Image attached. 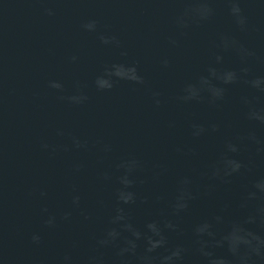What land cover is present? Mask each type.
Returning <instances> with one entry per match:
<instances>
[{
	"label": "water",
	"instance_id": "95a60500",
	"mask_svg": "<svg viewBox=\"0 0 264 264\" xmlns=\"http://www.w3.org/2000/svg\"><path fill=\"white\" fill-rule=\"evenodd\" d=\"M206 2L201 18L186 14L193 0H0V264H122L126 222L142 233L127 264H140L150 222L167 241L150 255L181 246L176 264H207L197 241L248 216L264 239V123L249 115L264 116V0H239L243 25L230 0ZM225 156L241 169L224 175ZM181 187L191 198L177 209ZM208 250L233 264L247 251ZM248 260L264 264V245Z\"/></svg>",
	"mask_w": 264,
	"mask_h": 264
},
{
	"label": "clouds",
	"instance_id": "9594fccd",
	"mask_svg": "<svg viewBox=\"0 0 264 264\" xmlns=\"http://www.w3.org/2000/svg\"><path fill=\"white\" fill-rule=\"evenodd\" d=\"M231 2V13L237 18V22L241 25L245 23V17L241 15V7L239 0H230ZM194 6L190 9L186 10V14L190 11L194 14L199 15L201 18H206L212 11V9L208 6L206 0H193ZM95 26V22H90L86 25L88 28H93ZM234 43V42H233ZM251 55V53H248ZM217 59H220V57H217ZM135 70V68H132ZM213 75H216V70L211 69L210 70ZM244 71H247V69H244ZM225 83H230L236 79V74L234 71H228L223 74L221 77ZM137 80L140 78L136 76ZM203 83L207 84V80H204ZM261 83L260 79H256L252 81V84L254 86H259ZM209 90L212 92L213 96H222L223 89L216 88L214 86L209 85ZM190 91L192 95H196V89L192 86H190ZM264 91V89H262ZM187 98V97H186ZM250 118L259 119L262 123H264V116L256 113L251 112ZM215 125H213V128L215 129ZM200 131H203L201 128ZM198 134V133H197ZM250 138L255 139L254 136H251ZM228 149L232 152H236L237 146L235 144H229ZM135 162H133L132 165L128 167V171L130 172L132 170V167L134 166ZM223 164V172L224 175H231L234 172H238L241 167L243 166L242 163L238 160L228 158L227 156L224 157L222 160ZM221 172V169L218 167L214 170L213 175H219ZM121 183L127 188L130 186L133 181L128 178L127 175L121 177ZM188 183L187 180H184L182 184L186 185ZM255 188L259 189L261 193H264V179L258 181L254 185ZM257 193L256 192H249L248 198L254 199L256 198ZM118 200L122 201L123 203H131L134 202L135 194L131 191H125L124 189L119 190L118 192ZM191 198V193L187 190L186 187H181L178 191V194L176 196L177 203L175 204V207L177 209L185 208L187 207L186 199ZM79 197H74V202H78ZM258 211L261 213V215H264V207L258 209ZM67 215V214H66ZM126 216L124 214V210L122 208L117 209V215L113 218V222H119V221H125ZM54 222V218H50L46 221L48 224H52ZM255 222L254 216H248L244 221H233L231 231L228 232L226 235H222L220 239L213 240L211 242L198 240L197 243L200 245L199 251L201 255L205 258H207V264H233V261L228 259L227 257H217L215 254L208 250L209 247H217V246H223L224 242L227 241L228 249L231 253L234 255L237 254L239 246L244 245L246 246L247 251L239 257V260L237 264H249L248 257L255 253L256 255H260V247L261 245H264V239L261 238L259 234L252 231L250 228H247L245 225L249 223ZM147 229L151 233V235H146V246H145V252L144 254L140 255L138 257V260L140 264H176V262L180 259H182V254L186 251L185 248L181 246H177L174 249L168 250V254L162 255V256H154L150 255L151 253H154L158 248L164 247L167 243L166 237L164 236L163 232L161 231L160 227L157 225L156 222H150L147 224ZM166 227H174L170 223L166 225ZM210 227L209 224L205 223L201 226H198L196 228V233L198 235L203 234L208 228ZM123 228L129 232H131V235L133 238H125L124 240V246L120 247L119 252L117 253L118 256L122 258V264H127L126 260H123L125 253H131L133 256L136 255L137 250V240H139L142 236L141 231L136 229L131 223H124ZM209 236H214L215 234L213 232H208ZM120 236V233L115 229H110L107 232V238L100 241L101 244H108L110 242H113L117 239V237ZM33 240L38 241V236H33ZM70 259L69 257H65V260Z\"/></svg>",
	"mask_w": 264,
	"mask_h": 264
}]
</instances>
